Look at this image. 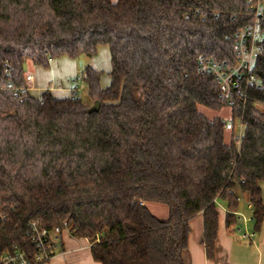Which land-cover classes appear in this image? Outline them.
Segmentation results:
<instances>
[{"label": "trees", "instance_id": "trees-1", "mask_svg": "<svg viewBox=\"0 0 264 264\" xmlns=\"http://www.w3.org/2000/svg\"><path fill=\"white\" fill-rule=\"evenodd\" d=\"M256 1V0H254ZM247 0H0V256L33 253L25 233L67 225L100 264H186L190 223L202 214V244L216 253L220 211L227 228L244 203L255 232L264 220V41L255 73L261 88L228 107L199 58L233 66L235 38L255 22ZM264 33V17L261 19ZM110 50L111 85L87 65L80 73L100 111L74 95L38 98L25 66L49 69L68 57ZM75 83V82H74ZM17 94V96H16ZM243 197L244 203L238 202ZM148 204L164 205L168 219Z\"/></svg>", "mask_w": 264, "mask_h": 264}, {"label": "crops", "instance_id": "crops-1", "mask_svg": "<svg viewBox=\"0 0 264 264\" xmlns=\"http://www.w3.org/2000/svg\"><path fill=\"white\" fill-rule=\"evenodd\" d=\"M111 1L116 2L117 0ZM259 5L264 15V0H259ZM87 65L98 72L107 74L101 78V88L107 89L111 85L109 75L112 70L111 56L107 46H100L97 55L91 60L70 59L64 56L52 61L49 69L28 62L25 66L28 93L32 97L38 98L42 93L49 91L57 99L71 98L74 95V87L81 85V81L78 82L81 80L79 75ZM260 188L264 203V182L260 184ZM218 209L224 212V216L222 218V214H220L215 256L209 258L202 244L204 219L200 214L190 223L188 250L185 253L186 264H264V220L260 231L255 232L250 211L244 207L240 213L244 215V210L249 212L246 222L238 221L237 224L227 228L226 206L221 204ZM156 213L165 217L164 211H161L160 208ZM166 216L168 218L169 210ZM165 219L162 218V220ZM246 235L250 238L245 237ZM45 264L100 263L93 259L88 240L72 237L64 232L60 241L57 242L53 258Z\"/></svg>", "mask_w": 264, "mask_h": 264}, {"label": "built area", "instance_id": "built-area-1", "mask_svg": "<svg viewBox=\"0 0 264 264\" xmlns=\"http://www.w3.org/2000/svg\"><path fill=\"white\" fill-rule=\"evenodd\" d=\"M247 1L251 4V10L255 11V22L241 30L235 38L236 63L233 66H227L204 57L199 58V72L210 74L215 78L221 92V98L224 99L229 108L235 107L236 100L246 102L249 89L261 88L262 86L256 76L255 67L257 58L262 52V42L264 41V33L261 31V19L264 15L260 9L259 0ZM237 126L241 130L236 133ZM243 130L244 125L242 123L235 124L232 122L226 125V131L235 132V136L239 139ZM238 202L244 203V198L239 197ZM244 205L248 211L253 209L249 202L244 203ZM237 216L238 221L246 222L248 219L241 213H237ZM6 221L7 216L0 213V224ZM64 232L70 234L67 225L64 228L56 227L49 230L43 227L39 221H33L25 233L33 253L30 254L27 250L14 246L0 256V264H45L53 258L57 242L60 241ZM245 237L250 238L248 235Z\"/></svg>", "mask_w": 264, "mask_h": 264}, {"label": "rangeland", "instance_id": "rangeland-1", "mask_svg": "<svg viewBox=\"0 0 264 264\" xmlns=\"http://www.w3.org/2000/svg\"><path fill=\"white\" fill-rule=\"evenodd\" d=\"M82 59H86L88 60V58L86 57H81ZM103 76H107L106 73H102V77ZM80 77V75H79ZM81 80H79L78 82L80 83ZM77 82V83H78ZM77 96L82 99L83 102H85L86 104L90 105V106H93L92 102L90 101L89 97H88V94H87V89L85 87V84L81 82V85L77 91ZM204 114H206L209 118H215V117H220L222 118L227 124H230L233 122L232 120V116H231V109L229 107H226L224 108L222 111H220L219 113H216V112H211V111H206V110H203L202 111ZM240 128H236V133L237 132H240ZM230 132L226 131V142L228 143L229 140H230ZM221 204H219L218 206H220ZM223 205V204H222ZM148 208L150 210V212L155 216L157 217L159 220H162V218H166L165 220H167V214H168V208L164 205H159V204H148ZM160 208L161 211H164L165 213V217L164 215H157L156 211L157 209ZM222 210V209H221ZM220 211V209H219ZM244 215L248 218L249 217V212L247 210H244ZM220 214H222V218L224 216V212L223 211H220ZM163 220V221H165ZM85 243V242H84Z\"/></svg>", "mask_w": 264, "mask_h": 264}, {"label": "water", "instance_id": "water-1", "mask_svg": "<svg viewBox=\"0 0 264 264\" xmlns=\"http://www.w3.org/2000/svg\"><path fill=\"white\" fill-rule=\"evenodd\" d=\"M101 104L99 102H96L90 109V113H97L100 111Z\"/></svg>", "mask_w": 264, "mask_h": 264}]
</instances>
